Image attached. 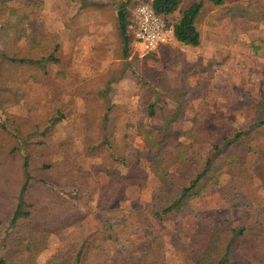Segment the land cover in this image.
Returning <instances> with one entry per match:
<instances>
[{"label":"rangeland","instance_id":"374dc122","mask_svg":"<svg viewBox=\"0 0 264 264\" xmlns=\"http://www.w3.org/2000/svg\"><path fill=\"white\" fill-rule=\"evenodd\" d=\"M82 1L7 2L9 7L31 12L30 27L35 33L42 29L44 33L54 34L55 42L60 45L59 64L49 65L46 76L39 71L32 73L36 75L37 82L33 81L35 78L27 68L13 72L11 81L22 86L25 102L36 111L32 124L26 122V109L22 104L2 115L0 113V121L20 138L16 143L23 144L30 151H41L56 149L65 141L80 169L88 171L97 166L120 168L110 162L104 150L89 156L88 143L92 137H97V132L92 134L91 129H87L90 116L95 115L89 110V102L96 108L102 104V95L107 91L104 95L110 104L118 105L122 113L113 124L117 139L122 144L120 138L125 134L126 143L134 154L137 151L142 153L146 144L139 133V125L149 127L158 123L148 119L146 114L154 94L148 86H142L141 81L150 75L164 81L170 93L180 91L185 100L183 116L173 124L180 143L193 144L192 140L183 137V133L195 126L207 131L208 142L193 144L189 149L198 163L195 170L202 166L212 145L220 142L226 134L247 126L254 119L264 118V0H224L223 5H216L212 0H181V7L203 2L195 23L200 33V46L192 48L175 41L145 59L132 55L130 40L128 55L123 57L116 13L124 4L132 18L138 4L150 3L151 0H86L105 3V7L100 9L83 5ZM234 5L248 7V15L256 17L255 20L231 10ZM179 18V13L175 12L166 21L173 24ZM188 63L207 65L210 69L203 73L189 71ZM156 91L159 93L158 89ZM164 95V100L174 107L168 94ZM52 118L58 119L54 132L43 137L44 123ZM33 125L39 127L34 128ZM254 144L264 145V138ZM164 150L173 153L176 147ZM61 156L56 151L51 159L58 162ZM256 158V154L248 155V171L238 182L245 202L228 203L219 194V189L212 187L192 202L193 212L204 215L209 222L250 212L264 227V190L260 179L254 175ZM142 163L146 165L144 158ZM57 178L62 183L55 188L58 195L76 205L86 217L60 236L50 235L46 248L33 258L35 264L48 261L65 264L67 249L81 240L82 235L101 229V221L108 222L115 235V240L104 246L102 264H111L107 257L115 252L129 254L139 260L144 249L156 237L160 238L161 249L152 263L187 264L189 247L201 217L187 215L162 222L155 220L151 208L156 181L149 171L147 177L136 185L119 188L113 199L108 193L113 179L103 175L95 176L90 183L61 174H57ZM42 206L54 211L57 200L46 199ZM28 260L29 255L23 254L18 258V264H28ZM94 264H101V260Z\"/></svg>","mask_w":264,"mask_h":264},{"label":"trees","instance_id":"16d2710c","mask_svg":"<svg viewBox=\"0 0 264 264\" xmlns=\"http://www.w3.org/2000/svg\"><path fill=\"white\" fill-rule=\"evenodd\" d=\"M8 1L0 0V113L2 115L22 104L26 109V122L32 124L36 111L25 102L22 86L11 81L13 72L27 68L31 77L35 78L36 75L32 73L37 71L46 76L49 65L59 64L60 45L55 42L54 34L44 33L42 29L35 33L30 27L31 12L9 7ZM212 2L224 4V0ZM82 4L93 9L105 7V3L100 1L83 0ZM147 4L164 18L179 44L192 48L200 46V33L195 23L203 8L202 1L185 7L180 6L181 0H151ZM248 9L234 5L231 10L255 20L256 17L248 15ZM175 12L179 13L180 18L168 24L166 18ZM131 20L126 5L119 6L116 22L123 57L129 51L128 29L131 28ZM186 67L189 71L200 73L210 69L197 63H188ZM33 81L38 80L35 78ZM141 84L148 86L154 94L147 107V117L158 122L149 127L139 125V133L146 144V150L142 153L137 151L134 154L126 143L125 134L120 138L122 144L117 139L113 124L122 113L118 105L110 104L104 95L107 91L102 95V104L96 105V108L89 102V110L95 115L90 116L87 129L90 128L92 134L97 132V137H92L93 141L88 143L89 156L104 150L110 162L118 164V169L103 166L88 171L80 169L65 141L59 143L56 149L30 151L23 144L16 143L20 138L0 121V264H18V258L23 254L29 255L28 264H35L33 258L46 248L50 235L60 236L85 219L86 215L76 205L58 195L55 188L62 186V183L57 174L88 183L101 175L113 179L112 186L108 188L109 198L113 199L119 188L134 186L145 179L147 171L156 181L151 208L155 220L162 222L187 215L201 217L189 247L187 264H264V227L254 215L240 212L209 222L204 215L195 214L191 206L194 200L204 196L212 187L218 188L219 194L228 203L245 202L238 182L248 171L246 161L250 153L257 156L254 175L260 179L264 190V145L254 144L264 138V118L254 119L247 126L226 134L220 142L212 145L202 166L195 170L198 163L189 149L193 144L208 142L207 131L195 126L183 133V137L192 140L193 144L180 143L173 129V124L181 120L184 113L185 100L180 91L170 93L164 81L153 75L147 80L143 79ZM164 94H168L174 107L164 100ZM57 122V118H52L44 123L42 136L52 134ZM173 147H176V152L164 150ZM56 151L62 154L61 160L53 162L51 156ZM143 158L146 165L142 163ZM52 198L57 200L54 211L42 206L44 200ZM159 239L156 237L144 249L139 260L120 252L113 253L107 259L111 264H154L152 260L161 249ZM113 240L112 226L101 221V229L82 235L81 240L67 249L69 253L68 257L65 256V264H94L97 260H101L102 264L104 246ZM45 264L54 263L48 261Z\"/></svg>","mask_w":264,"mask_h":264},{"label":"built area","instance_id":"2783aa9c","mask_svg":"<svg viewBox=\"0 0 264 264\" xmlns=\"http://www.w3.org/2000/svg\"><path fill=\"white\" fill-rule=\"evenodd\" d=\"M175 41L164 18L157 15L150 4L141 3L134 8L130 28V46L134 57L143 59Z\"/></svg>","mask_w":264,"mask_h":264},{"label":"crops","instance_id":"0c3cea01","mask_svg":"<svg viewBox=\"0 0 264 264\" xmlns=\"http://www.w3.org/2000/svg\"><path fill=\"white\" fill-rule=\"evenodd\" d=\"M131 50V49H130Z\"/></svg>","mask_w":264,"mask_h":264}]
</instances>
